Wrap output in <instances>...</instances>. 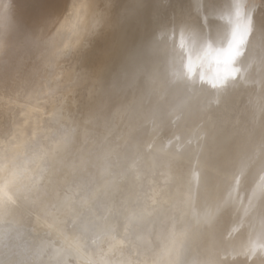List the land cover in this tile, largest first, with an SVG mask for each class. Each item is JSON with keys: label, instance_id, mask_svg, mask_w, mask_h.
Returning <instances> with one entry per match:
<instances>
[{"label": "bare ground", "instance_id": "obj_1", "mask_svg": "<svg viewBox=\"0 0 264 264\" xmlns=\"http://www.w3.org/2000/svg\"><path fill=\"white\" fill-rule=\"evenodd\" d=\"M8 1L0 0V41L7 48L0 54V139L18 134L54 75L51 52L73 24L63 12L81 14L87 0H23L12 10ZM91 6L63 105L65 136L41 191L45 229L27 264L52 256L61 264L73 256V264H126L116 247V207L130 198L138 212L163 223L160 264H249L250 253L264 247V108L251 109L250 101L234 98L237 88H223L224 71L198 58L195 36H184V43L174 38L173 28L181 26L176 0H92ZM11 14V22L32 20L25 40L15 23H4ZM25 41L28 47L18 50ZM252 47L264 55L255 37ZM238 105L241 115L233 111ZM10 150L0 143V154ZM69 240L75 251L56 249Z\"/></svg>", "mask_w": 264, "mask_h": 264}, {"label": "rangeland", "instance_id": "obj_2", "mask_svg": "<svg viewBox=\"0 0 264 264\" xmlns=\"http://www.w3.org/2000/svg\"><path fill=\"white\" fill-rule=\"evenodd\" d=\"M176 1L179 5L177 17L181 22V26L173 28L174 38L179 40L180 43H184V36H195L198 58H204L205 65L210 68L212 67L214 71H224L222 65L227 59V50L229 41L232 38V31L237 25L242 24V21L248 16L252 17L255 26L252 36L259 43L264 44V32L261 33V29H264V0ZM13 3L21 5L23 0H12L10 3L8 1V8L11 9ZM91 5L92 0H87L83 5V12L75 16L71 15V13L63 12V16L66 14L64 19L72 21L73 24L63 32V36L66 38L65 41L61 42V46L58 44L57 48L52 51L53 53L51 52L53 55V57L51 55V58L55 60L57 67L54 75L47 80L48 84L43 92L35 98L26 119L19 123L18 134L16 136L13 134L1 136L0 143L7 145L11 150L0 154V170L1 164L6 167L7 163L8 168L12 165V170L7 168V172L0 174V264H27L28 259H31V256L35 255L37 245L42 241L45 214L42 208L44 193L41 191L51 182V178L48 177V171L54 163L53 158L57 153L56 150L59 142L65 136L66 128L63 105L67 101V95L74 83V64L78 59L82 42L79 31L82 29L87 13L90 12ZM257 10L259 11L258 13L261 11L260 15L256 14ZM18 11L19 14L23 13L20 10ZM31 17H34V12L31 14ZM12 19L13 14L10 17H6L4 23H7L6 21L9 20L10 23H7L9 27H13L11 23H15L16 25H14L17 26H14L16 36L19 39L21 38V40H25L23 33L29 28L32 20L21 19L22 21H20L18 19V21L11 22ZM31 26L36 27V24ZM252 38L246 49L245 56L227 66L230 73L229 76H225L226 81L223 74L222 85L227 90L231 86L237 88L239 91H233L232 93L235 94L234 98L241 101H244V99L248 102L250 101V104L252 103L250 108L260 111L264 108V95L260 98L256 96L261 92L264 94V80L261 77L264 74L262 71L264 68V55L255 52L252 47ZM23 43L15 45L16 48L18 50L26 49L28 44L26 41ZM199 61L201 62V59ZM227 82L229 83L227 84ZM15 100L17 101L18 97ZM1 102H3V99H0ZM12 102H14V99ZM240 108L241 106L239 105L234 107L233 111L236 112L235 115L242 114ZM7 117L12 122L16 121L17 118L16 115L12 114L7 115ZM263 142L264 139L260 143L262 144ZM89 150L86 149L85 152L88 153ZM259 151L262 150L260 149ZM113 174L112 177H114ZM120 176L117 175V178ZM124 191L126 192L125 189ZM37 197L39 201L36 199ZM105 197L109 203L112 202L111 195L107 194ZM124 206L119 210L116 207V215H118L119 221H121L119 224L120 234L117 238L118 240L116 239L118 241L116 247L123 254V263L160 264L165 248L162 221L159 222L155 220L156 218L152 219V217L146 214V211L138 212V205L134 203L133 198H130V202H126ZM8 217L11 218L8 219ZM31 222L35 225L31 224ZM33 229H35V232ZM30 231H33V233ZM112 237H109L108 240L112 239ZM74 243V241L69 240L65 246L64 243L58 242L60 245L56 244L55 247L58 250L71 249V251H75L76 246H74ZM33 245L35 246L33 247ZM11 250L14 255H12ZM133 256H136V258ZM94 257H97V253ZM154 259L156 260L154 261ZM75 260L76 258L73 256L72 259H67V263L73 264ZM46 264L61 263H59L58 258L55 259L52 256Z\"/></svg>", "mask_w": 264, "mask_h": 264}, {"label": "clouds", "instance_id": "obj_3", "mask_svg": "<svg viewBox=\"0 0 264 264\" xmlns=\"http://www.w3.org/2000/svg\"><path fill=\"white\" fill-rule=\"evenodd\" d=\"M254 22L251 16H248L242 21V24L237 25L232 31V38L229 41L227 50V59L222 67L224 74H228V65L235 60L242 59L245 56L246 49L250 43L254 32ZM264 32V29H261ZM6 51V45L0 41V54ZM264 264V247L253 250L249 255V264Z\"/></svg>", "mask_w": 264, "mask_h": 264}]
</instances>
